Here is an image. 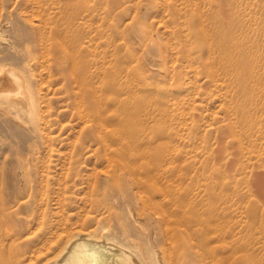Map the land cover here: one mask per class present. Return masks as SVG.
Segmentation results:
<instances>
[{
    "label": "rangeland",
    "instance_id": "374dc122",
    "mask_svg": "<svg viewBox=\"0 0 264 264\" xmlns=\"http://www.w3.org/2000/svg\"><path fill=\"white\" fill-rule=\"evenodd\" d=\"M68 16L91 47L109 129L139 153L158 152L173 183L166 202L188 235L216 247L218 264H264V0H0L12 40L32 24L63 30ZM7 46L0 62L15 64ZM38 58L53 66L37 70L51 142L45 120L25 115L20 127L0 112V264H43L56 232H116L127 213L56 73L62 59ZM88 104L97 112L93 95Z\"/></svg>",
    "mask_w": 264,
    "mask_h": 264
},
{
    "label": "bare ground",
    "instance_id": "6f19581e",
    "mask_svg": "<svg viewBox=\"0 0 264 264\" xmlns=\"http://www.w3.org/2000/svg\"><path fill=\"white\" fill-rule=\"evenodd\" d=\"M67 20L63 30L47 34L43 33L46 28L44 31L42 27L38 29V24H32L30 30L25 32L19 27L15 40L0 29V42H5L8 50L18 56L15 64L0 62V112L20 127H23L25 115L32 120L37 117L39 121L47 120L48 115L45 117L38 112L42 108H39V102L42 106L48 100L45 99L46 94H42L45 90L40 88L43 79L39 86L37 84V80H41L37 70L44 67L52 73L53 66L46 67L38 57L40 54L57 51L62 63L58 58L55 59L56 73L71 94L70 103L76 109V115L80 114L79 119L84 121L87 130H93L91 133H94V139L98 142V162L115 170L116 179L114 182L112 180L113 183L109 181V185L117 190L127 213L117 216L119 230L116 232L108 231L102 224H98L94 230L85 227L70 230L65 227L56 232L41 251L43 264H218L216 247L210 246L208 249L205 242L197 239L199 236L196 238L188 235L186 217L178 216L167 204L173 183L169 173L160 171L162 161L158 152L139 153L130 142H126L124 136L109 129L104 97L102 93L97 94L98 88H95L91 75V47L83 44L82 33L77 34L73 18L68 16ZM90 95H93L97 112L88 104ZM43 106H46L42 109L45 113L47 105ZM46 120L42 128L41 121L37 122L42 131L50 134L41 133L44 141L40 137L46 143L44 145L49 147L51 133L46 130ZM149 148L151 150L152 147ZM102 176L103 180L111 179L105 173ZM207 240V245L213 244V239Z\"/></svg>",
    "mask_w": 264,
    "mask_h": 264
}]
</instances>
